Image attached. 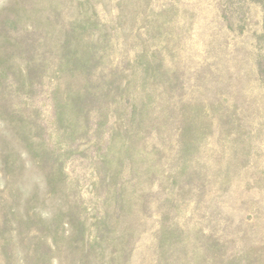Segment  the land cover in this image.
I'll use <instances>...</instances> for the list:
<instances>
[{
  "label": "rangeland",
  "instance_id": "1",
  "mask_svg": "<svg viewBox=\"0 0 264 264\" xmlns=\"http://www.w3.org/2000/svg\"><path fill=\"white\" fill-rule=\"evenodd\" d=\"M0 264H264V0H0Z\"/></svg>",
  "mask_w": 264,
  "mask_h": 264
},
{
  "label": "trees",
  "instance_id": "2",
  "mask_svg": "<svg viewBox=\"0 0 264 264\" xmlns=\"http://www.w3.org/2000/svg\"><path fill=\"white\" fill-rule=\"evenodd\" d=\"M98 238H96V240H97Z\"/></svg>",
  "mask_w": 264,
  "mask_h": 264
}]
</instances>
